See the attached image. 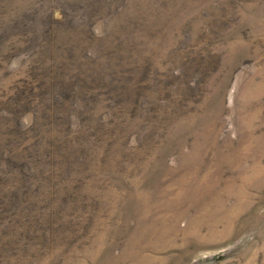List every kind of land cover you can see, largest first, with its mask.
I'll list each match as a JSON object with an SVG mask.
<instances>
[{
	"label": "rangeland",
	"instance_id": "1",
	"mask_svg": "<svg viewBox=\"0 0 264 264\" xmlns=\"http://www.w3.org/2000/svg\"><path fill=\"white\" fill-rule=\"evenodd\" d=\"M0 264H264V0H0Z\"/></svg>",
	"mask_w": 264,
	"mask_h": 264
}]
</instances>
